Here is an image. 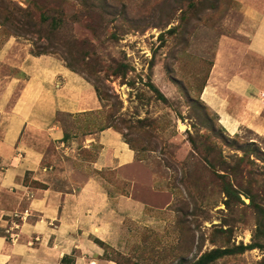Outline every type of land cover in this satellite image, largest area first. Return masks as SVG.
Listing matches in <instances>:
<instances>
[{
	"label": "rangeland",
	"instance_id": "1",
	"mask_svg": "<svg viewBox=\"0 0 264 264\" xmlns=\"http://www.w3.org/2000/svg\"><path fill=\"white\" fill-rule=\"evenodd\" d=\"M164 1L174 3L87 0L100 6L92 11L79 0H0L10 12L0 9L1 21L54 33L52 42L0 25V50L12 42L0 55V96L3 82L19 77L17 66L36 53L68 64L96 93L98 110L56 114L74 141L76 159L60 152L68 178L80 183L85 171L94 174L88 163L99 146L82 148V141L107 127L136 155L126 180L95 173L107 182L108 202L80 200L76 248L62 264H197L209 255L205 264H264V138L247 129L226 133L200 99L218 42L237 38L241 15L232 0H190L175 13H163ZM14 100L6 99V112ZM24 181L42 187L27 175ZM10 215L0 234L11 242L32 214L24 203Z\"/></svg>",
	"mask_w": 264,
	"mask_h": 264
},
{
	"label": "crops",
	"instance_id": "2",
	"mask_svg": "<svg viewBox=\"0 0 264 264\" xmlns=\"http://www.w3.org/2000/svg\"><path fill=\"white\" fill-rule=\"evenodd\" d=\"M232 1L241 15L237 38L219 40L200 99L226 133L247 129L264 138V0ZM11 43L4 44L0 55ZM17 68L19 77H8L0 96V114L8 115L7 123L6 118L0 120V228L6 226L3 215L11 216L24 203L32 218L18 224L15 241L0 234V264H60L76 248L80 200L108 202L107 182L95 173L107 171L126 180L124 171L137 168L136 155L116 132L104 129L82 141V148L98 145L99 151L88 163L94 174L85 171L84 180L74 183L68 169L61 168L66 160L61 153L76 159L70 145L74 141H63L56 114L75 116L98 110L96 93L54 57L27 54ZM12 97L15 100L6 112V99ZM26 175L42 187L28 186ZM91 217H83L87 226Z\"/></svg>",
	"mask_w": 264,
	"mask_h": 264
},
{
	"label": "trees",
	"instance_id": "3",
	"mask_svg": "<svg viewBox=\"0 0 264 264\" xmlns=\"http://www.w3.org/2000/svg\"><path fill=\"white\" fill-rule=\"evenodd\" d=\"M80 2H81V4L84 6V7H87V8H89V9H91L92 11H94V10H96V9H99L100 8V6L98 7V6H96V5H94V3H93V5H91V4H88L87 3V0H79ZM186 1H188V4L190 5V0H173V2L174 3H172L171 5H169V4H166L165 3V1L164 2H162V8H165L164 9V11H163V13H175V9H176V6L179 8V10H181V11H183V2H186ZM0 9H2L3 10V13H6L7 11H6V8L4 7V6H2V5H0ZM102 9V8H101ZM125 8H123V10H124ZM104 11V10H103ZM103 11H101V12H103ZM7 13H10V12H7ZM19 13H27L26 11H24V9H19ZM121 13H126V9L124 10V11H122ZM151 13H153V12H151ZM104 14V13H103ZM166 16H168V15H166ZM11 22H13L14 24H16V25H18V24H20V23H22V27H20V29H17V26H14V25H12V23ZM43 23H45V21H42ZM8 24H10V26H12V33L14 34V35H16V36H25V35H28V34H38V35H41L46 41H54V33H53V31H51L50 33H48V32H37V31H29V29H28V27H24V26H28L29 25V23L28 22H23V21H17L16 19H13L12 21H9V20H5L4 19V21L2 20H0V25L1 26H3L4 28L8 25ZM9 26V25H8ZM24 27V28H23ZM133 28H137V27H133ZM42 53H36V55L35 56H40ZM66 67L69 69V70H71L70 69V67H69V65L67 64L66 65ZM72 72H74L73 70H71ZM76 73V72H75ZM105 129H108V127L107 128H105ZM102 130H104V129H102ZM102 130H100V131H102ZM66 140H68V137L66 136V135H64V137H63V141H66ZM214 257V255H209V256H206V257H204V258H202L197 264H205L206 262H208L209 260H212V258ZM71 259L69 258V257H67V256H65V257H63L62 259H61V261H60V264H62L63 262H66V261H70ZM72 261V260H71ZM73 264V263H72Z\"/></svg>",
	"mask_w": 264,
	"mask_h": 264
}]
</instances>
